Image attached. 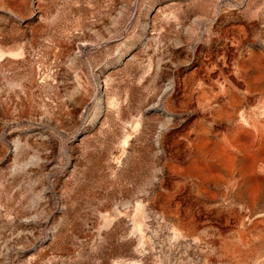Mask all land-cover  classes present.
<instances>
[{"label":"rangeland","instance_id":"rangeland-1","mask_svg":"<svg viewBox=\"0 0 264 264\" xmlns=\"http://www.w3.org/2000/svg\"><path fill=\"white\" fill-rule=\"evenodd\" d=\"M0 264H264V0H0Z\"/></svg>","mask_w":264,"mask_h":264}]
</instances>
